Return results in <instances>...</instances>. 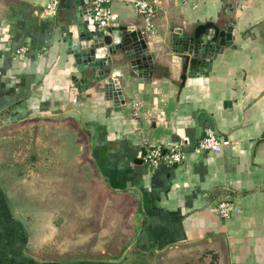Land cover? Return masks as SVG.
<instances>
[{
  "label": "crops",
  "instance_id": "crops-1",
  "mask_svg": "<svg viewBox=\"0 0 264 264\" xmlns=\"http://www.w3.org/2000/svg\"><path fill=\"white\" fill-rule=\"evenodd\" d=\"M156 1L153 30L133 5L111 4L120 25L142 29L154 61L144 78L122 53L112 56L125 100L118 108L103 87L79 93L71 79L76 65L60 32L71 0L56 11L50 0H0V127L36 114L78 119L99 174L125 198L126 221L119 236L65 230L58 251L50 242L37 251L1 166L0 264H178L194 245L214 248L224 264H264V0ZM207 22L231 27L232 42L212 55L207 74L183 82L173 29ZM207 128L231 145L196 150ZM175 143L187 152L177 166L135 162L150 145ZM226 200L237 207L227 218L217 208Z\"/></svg>",
  "mask_w": 264,
  "mask_h": 264
},
{
  "label": "rangeland",
  "instance_id": "rangeland-1",
  "mask_svg": "<svg viewBox=\"0 0 264 264\" xmlns=\"http://www.w3.org/2000/svg\"><path fill=\"white\" fill-rule=\"evenodd\" d=\"M70 118L36 114L0 127L2 177L37 251L44 242L58 251L65 230L67 236L77 231L91 237V229L119 236L126 222L118 215L124 208V200L118 199L125 198L109 189L91 157L87 130ZM184 252L178 264H224L212 247L194 245Z\"/></svg>",
  "mask_w": 264,
  "mask_h": 264
},
{
  "label": "water",
  "instance_id": "water-1",
  "mask_svg": "<svg viewBox=\"0 0 264 264\" xmlns=\"http://www.w3.org/2000/svg\"><path fill=\"white\" fill-rule=\"evenodd\" d=\"M91 1L71 0L69 6L75 12L60 29L76 65V73L71 79L79 93L93 86L103 87L106 98L121 108L125 100L120 80L111 76L112 56L122 53L131 69L144 78L153 77L154 61L142 29L134 25H120L107 30L98 28L92 18ZM60 5L67 8V0H61ZM231 31V27L223 28L214 22L199 24L192 32L173 29L172 46L182 57L183 82L188 76L205 75L210 71L212 55L221 46L232 42ZM135 162L142 164L143 161L137 158Z\"/></svg>",
  "mask_w": 264,
  "mask_h": 264
},
{
  "label": "built area",
  "instance_id": "built-area-1",
  "mask_svg": "<svg viewBox=\"0 0 264 264\" xmlns=\"http://www.w3.org/2000/svg\"><path fill=\"white\" fill-rule=\"evenodd\" d=\"M60 0H50L48 9L56 11ZM114 1H122L131 4L136 11L144 17L148 23V29L153 30V18L159 10L156 0H92L91 10L92 18L100 29L107 30L110 27L120 26L118 15L113 11L111 4ZM26 47L17 50L18 53L26 52ZM137 106V104H136ZM231 145V141L217 133L213 128H207L204 135L199 139L196 150L198 151H215L220 152L225 147ZM166 150V151H165ZM187 158V152L184 151L180 144L175 143L172 147H164L163 145H150L146 148L143 156V162L151 168H156L161 163L168 165L181 164ZM218 213L222 217H229L233 211L237 209L231 201H221L218 204Z\"/></svg>",
  "mask_w": 264,
  "mask_h": 264
}]
</instances>
